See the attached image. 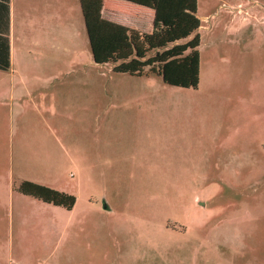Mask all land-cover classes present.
<instances>
[{
  "label": "rangeland",
  "instance_id": "obj_1",
  "mask_svg": "<svg viewBox=\"0 0 264 264\" xmlns=\"http://www.w3.org/2000/svg\"><path fill=\"white\" fill-rule=\"evenodd\" d=\"M198 16L196 89L149 68L144 77L102 76L142 81L119 86L132 94L166 97L167 119L195 132L196 149L154 161L164 183L128 184L129 209L116 183L107 192L113 212L97 210L102 198H82L74 221L60 214L63 224L20 231L7 214L0 264H264V0H198ZM153 186L163 197L158 212L143 205Z\"/></svg>",
  "mask_w": 264,
  "mask_h": 264
},
{
  "label": "crops",
  "instance_id": "obj_2",
  "mask_svg": "<svg viewBox=\"0 0 264 264\" xmlns=\"http://www.w3.org/2000/svg\"><path fill=\"white\" fill-rule=\"evenodd\" d=\"M9 5L10 66L0 68V244L7 214L20 231L30 224L44 229L63 224L60 214L67 215L66 223L74 221L82 198H102L97 210L113 212L107 192L116 183L121 209H129L134 204L128 184L164 183L154 161L174 150L196 149L195 132L167 119L166 97L120 89L142 81H106L102 76L126 73L93 59L86 15L143 33L153 29L154 9L130 0H10ZM205 142L206 150L211 143ZM25 180L75 195L74 208L20 192L17 186ZM157 186L143 201L156 212L163 201Z\"/></svg>",
  "mask_w": 264,
  "mask_h": 264
},
{
  "label": "trees",
  "instance_id": "obj_3",
  "mask_svg": "<svg viewBox=\"0 0 264 264\" xmlns=\"http://www.w3.org/2000/svg\"><path fill=\"white\" fill-rule=\"evenodd\" d=\"M155 10L153 29L140 33L122 25L86 15L93 59L114 64L115 72L143 76L149 68L169 85L197 88L200 82L201 37L198 0H130ZM10 0H0V68L10 66L7 37ZM154 52L153 54H151ZM17 189L44 202L74 208L77 198L55 188L22 181Z\"/></svg>",
  "mask_w": 264,
  "mask_h": 264
}]
</instances>
